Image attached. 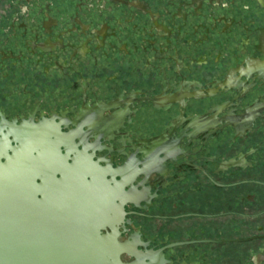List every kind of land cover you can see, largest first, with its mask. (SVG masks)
<instances>
[{"label": "flooded vegetation", "instance_id": "af4514ba", "mask_svg": "<svg viewBox=\"0 0 264 264\" xmlns=\"http://www.w3.org/2000/svg\"><path fill=\"white\" fill-rule=\"evenodd\" d=\"M0 161L97 264H264V0H0Z\"/></svg>", "mask_w": 264, "mask_h": 264}, {"label": "water", "instance_id": "95a60500", "mask_svg": "<svg viewBox=\"0 0 264 264\" xmlns=\"http://www.w3.org/2000/svg\"><path fill=\"white\" fill-rule=\"evenodd\" d=\"M4 168L0 161V264H97L101 254L85 250L67 210L50 194L22 195Z\"/></svg>", "mask_w": 264, "mask_h": 264}]
</instances>
